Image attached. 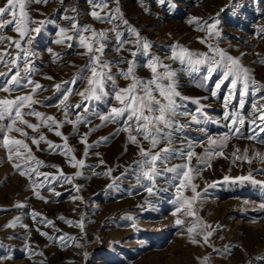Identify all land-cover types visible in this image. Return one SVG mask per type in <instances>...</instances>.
<instances>
[{"label":"rangeland","instance_id":"374dc122","mask_svg":"<svg viewBox=\"0 0 264 264\" xmlns=\"http://www.w3.org/2000/svg\"><path fill=\"white\" fill-rule=\"evenodd\" d=\"M5 0H0L3 6ZM145 12L140 6L139 0H120V7L125 18L141 35L147 38L151 44V53L164 58L171 54L172 47L179 44L192 51L207 52L205 44L199 42L200 37L205 33L198 30L195 24L190 25L188 20L192 17L201 18L211 23L219 19L221 37L219 46L233 57H241L243 65L254 69L255 78L264 82V65L254 63L259 59L256 53L264 56V37L259 34L261 27H264V0H165L161 4L159 0H144ZM170 5H175L170 7ZM76 6L79 9V22L81 25H92L97 30L109 28L110 25L95 21L87 13L89 5L86 0H49L45 4H31L29 11L31 17L36 20L51 19L60 25H67L61 17L65 14L64 9H71ZM110 7H115L110 3ZM71 15V13H67ZM56 23L46 24L41 34L35 40L32 48L37 53L33 59V66L37 69L33 79L44 86V90L38 91L36 98L40 101L34 105L37 111L45 115H52L57 120H62L63 115L56 107L61 99V93L53 87L56 83L71 80L78 70L87 63V57L77 55L83 51L76 48L66 49L55 45ZM156 32L152 34L151 32ZM4 34L18 38L17 33L11 28L5 29ZM216 43V41H212ZM114 40L109 43L105 50V57L108 60L118 58L113 50ZM53 48L59 52L62 60L53 62L47 48ZM164 54H160V52ZM120 55H126L121 53ZM147 57L138 55L137 74L142 78H149L150 71L144 67ZM172 68L178 71L180 91L183 95L196 98L209 95L206 89L197 88L193 83L198 75L188 76L181 71L178 62L168 61ZM123 66V65H122ZM45 76H52L53 80L45 79ZM219 75L213 77L209 82L208 89L214 86ZM119 85L124 87L127 81L119 80ZM64 87H67L65 85ZM85 87L83 82L77 83L74 91H81ZM25 92L28 89L24 90ZM226 86L221 90V99L205 101L211 107L205 109L209 116L222 120L224 109H218L215 104H221L222 96ZM0 93V96H3ZM251 99V98H249ZM82 98L72 95L68 103H80ZM91 113H103L108 110L114 100L106 99L104 102H89ZM222 105V104H221ZM196 106L188 103V109L193 110ZM245 108V113L248 111ZM79 109H73L71 118ZM221 111V112H220ZM32 123H40L35 117H26ZM91 127L96 128L88 136V143L100 140L101 137H110L107 142H102L90 149L89 155L83 156L85 145L80 143L81 135L89 131V126L80 125L79 134H74L73 126L64 124L60 129L64 136H68V145L73 148L78 159H85L86 167L83 169L73 168L67 158L47 149V145L41 142L39 149L31 145L33 154L49 165L41 168V171L55 173L56 169L50 165H57L66 175L73 176V182L81 186L80 193L74 191L73 185L54 184L53 186L62 195L55 197L46 189L41 190L49 202L45 203L33 195L27 176H20L8 160L7 151L0 147V256H12L11 260H4L0 264H33L44 260V264H201V259L209 257L207 264H264V211H260L256 205L264 200V192L251 183L225 182L224 176L236 177L246 175L251 169L264 167L259 162L252 165L237 162L233 164L231 159L217 158L212 162V168L203 172L195 183L199 185L201 192L200 202L196 205L198 216L214 229L211 237V247L207 245H194L190 242L186 227L176 225L177 218L183 219L185 225L192 221L191 217L183 213L173 215L177 205L175 200V188L171 187L164 179H158L157 185L160 189L167 188V191H159L149 196L142 189L134 187L135 179L131 175L119 182L120 190H108L106 185L110 182L108 177L103 175H92L90 167L99 165L103 159L104 166L114 169L113 176L119 175L125 167L132 165L138 159L137 149L134 145H128L127 152L124 151L127 144L126 134L121 132L113 135L117 125H101L95 115L89 114ZM195 127V126H193ZM210 134H219L227 131L226 128L217 125H208ZM29 131L30 135H37ZM244 134H248V127L245 125ZM39 133H43L46 139L54 144H63L61 137H57L54 131L41 125ZM11 135H17L12 133ZM193 139H199L196 132H190ZM2 143V141H0ZM30 143V141H29ZM233 145L240 147L255 148L264 151V145L244 139L232 140L226 154L231 153ZM197 153L202 152L200 147L195 149ZM99 153L96 156L95 153ZM180 160H173L172 163H180ZM195 164V160H193ZM82 171L81 177H75L76 171ZM255 174V173H254ZM257 178L260 177L257 174ZM215 183L214 187H207ZM204 189H207L204 191ZM131 193V194H129ZM254 197L250 198L249 195ZM80 195L83 202H72L71 196ZM185 195L191 196V191ZM250 201L245 204L244 201ZM255 202V203H253ZM23 203L25 208H17L16 205ZM37 211L47 219L54 222L55 227L36 224L29 213ZM84 217L85 228L83 232L77 227L70 226L65 220L79 221ZM21 217V223L27 224L25 230L19 224L14 228H5L4 225L15 217ZM65 217L60 220L59 217ZM133 217L129 220L127 217ZM246 222H248L246 224ZM136 227L133 228L132 225ZM47 232L49 236H42L36 228ZM30 232V237H27ZM75 237V243L83 245L76 248L74 242L69 240L67 246L62 245L56 238L65 235ZM49 237H52L50 239ZM197 239H200L197 237ZM30 243L37 252H43L44 256L36 255L32 260L28 259V251L25 244ZM88 252L87 259L83 252Z\"/></svg>","mask_w":264,"mask_h":264},{"label":"snow or ice","instance_id":"6c2138e0","mask_svg":"<svg viewBox=\"0 0 264 264\" xmlns=\"http://www.w3.org/2000/svg\"><path fill=\"white\" fill-rule=\"evenodd\" d=\"M49 0H5L0 6V147L8 153V160L20 176H27L29 186L33 195L48 203L49 200L41 194L46 189L55 197L62 193L53 186L59 184L73 185L74 191L80 193L81 186L73 182V176L66 175L57 165H50L56 169L55 173L41 171V168L48 167L44 161L39 160L34 154L31 145L38 150L41 142L47 145V149L56 152L67 158L73 168L83 169L86 167L85 159H78L72 147L68 145V136L57 129L64 124L73 126L74 134H79V126H89V131L81 135L80 143L85 145L83 156L89 155L90 149L102 142H107L110 137H101L100 140L88 143V136L96 128L91 127L89 114L95 115L101 125H117L113 135L123 132L126 134L127 144L124 151L127 152L128 145H134L137 149L138 159L132 165L125 167L119 175L113 176L114 169L106 167L103 172H97L95 167H90L92 175H103L110 179L106 189L119 191V182L131 175L135 179L134 187L142 189L149 196L159 191H167V188L160 189L157 185L158 179H164L171 187L175 188L174 204L177 205L173 215L183 213L191 217L192 221L185 225L183 219L177 218L176 225L186 227L189 240L194 245H207L211 247V237L214 229L198 216L196 205L200 202L201 192L199 185L195 183L204 171L212 168L213 160L217 158L231 159L233 164L240 162L252 165L259 162L264 165V151L255 148L240 147L233 145L231 153L226 154V149L232 140L244 139L255 144L264 145V82L255 78L254 69L243 65L241 57H233L219 46L221 31L220 20L214 19L211 23L201 18L192 17L188 20L190 25L195 24L198 30L205 35L198 38L201 44L208 48L207 52H196L176 44L172 47L171 54L161 58L151 53V42L141 35L136 27L132 26L125 18L120 7V0H86L89 5L88 15L95 21L110 25L109 28L97 30L92 25H81L79 22V9L76 6L71 9H64L65 14L62 20L68 21L67 25H60L51 19L36 20L31 17L29 6L31 4H47ZM161 4L165 0H159ZM63 4L64 0H60ZM110 3L115 7H110ZM140 6L145 12L148 8L144 0H139ZM175 5H170L174 7ZM71 13V15L67 13ZM56 23L55 45L66 49L76 48L83 51L77 55L87 57L85 66L78 70L76 75L67 81L53 85L57 92L61 93V99L56 105L61 110L63 119L57 120L55 116L45 115L37 111L34 105L40 103L36 98L38 91L44 90V86L33 79L37 69L33 66V59L37 53L32 46L41 34L46 24ZM11 28L17 33L18 38L4 34L5 29ZM259 34L264 37V27H261ZM114 40L113 50L117 53L116 59L108 60L105 57V50L109 43ZM216 41V43H212ZM55 63L62 60L59 52L53 48H47ZM126 53V55H120ZM138 55L147 57L144 67L150 71V77L145 79L137 74ZM259 57L254 63L264 65V56L256 53ZM166 61L178 62L181 71L188 75H198L193 80L197 88L206 89L209 95L203 97H188L180 91L178 71L173 69ZM123 65V66H122ZM219 75L214 86L208 89V84L213 77ZM45 79L53 80L52 76H45ZM127 81V85L121 87L119 80ZM83 82L85 87L81 91H74L77 83ZM67 85V87H64ZM226 86L222 96V107L224 109L222 120L208 115L205 109L211 104L205 103L209 97L221 99V90ZM28 89L27 92L24 90ZM72 95L82 98L80 103L70 104L68 101ZM114 100L107 111L103 113H91L89 102H104L106 99ZM251 98V99H249ZM188 103L194 104L193 110L188 109ZM248 107L247 113L245 108ZM73 109L80 111L71 118ZM26 117H35L40 123H32ZM217 125L227 129L224 133L210 134L208 125ZM43 125L49 131H54L57 137H61L63 144H54L46 139L39 129ZM247 125L248 134H244V127ZM195 126V127H193ZM38 133L30 135L29 131ZM196 132L199 139H193L189 133ZM15 133L17 135H11ZM30 141V143H29ZM200 147L202 152L197 153L195 149ZM96 156L100 154L95 153ZM173 160H180V163L173 164ZM195 160V164H193ZM105 165L103 159L99 161L100 167ZM255 173V174H254ZM264 167L251 169L246 175L236 177L224 176L225 182L251 183L264 192ZM75 177H81L82 171L75 172ZM215 183L207 187H214ZM207 189H204L206 191ZM191 191L192 195H185ZM131 194V193H129ZM73 203L83 202L80 195L71 196ZM247 205L250 201L245 200ZM255 203V202H253ZM17 208H25L27 205L20 203ZM256 207L264 211V200ZM36 224L53 226L54 222L47 219L42 213L35 210L29 213ZM132 220L133 217H127ZM60 220L65 217L60 216ZM67 224L77 227L83 232L85 228L84 217L79 221L65 220ZM20 225L25 230L27 224L21 223V217L17 216L4 225L5 228H14ZM136 227L135 224L132 225ZM36 231L42 236H49L47 232ZM30 237V232H27ZM199 237L200 239H197ZM52 239V237H49ZM62 245L67 246L69 240L74 242L76 248L83 245L75 243L76 238L61 235L56 238ZM28 251V259L36 255L44 256L43 252H37L30 243L25 244ZM88 252L84 251L85 259ZM12 256H0V262L11 260ZM201 259V264H207L209 257ZM36 264V262H33ZM38 264H44L40 260Z\"/></svg>","mask_w":264,"mask_h":264},{"label":"bare ground","instance_id":"6f19581e","mask_svg":"<svg viewBox=\"0 0 264 264\" xmlns=\"http://www.w3.org/2000/svg\"><path fill=\"white\" fill-rule=\"evenodd\" d=\"M151 33H152V34H155L156 32L153 33V31H152ZM160 54H164V52L161 51ZM145 58H146V57H145ZM166 62H168V61H166ZM194 75H195V74H194ZM221 104H222V103H221ZM221 104H215V107L218 108V109H221V110H222V105H221ZM220 112H221V111H220ZM222 113H223V112H222ZM106 167H107V166H104V165H103V166H100V167H96V166H95L97 172H103V171H105V170H106ZM248 197L252 198V197H254V196L250 194ZM247 223H248V222H246V224H247Z\"/></svg>","mask_w":264,"mask_h":264}]
</instances>
